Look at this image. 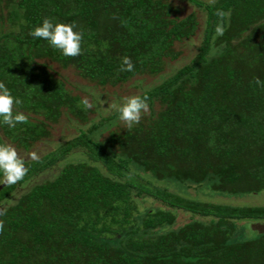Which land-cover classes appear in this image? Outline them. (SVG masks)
Here are the masks:
<instances>
[{
  "label": "trees",
  "instance_id": "obj_1",
  "mask_svg": "<svg viewBox=\"0 0 264 264\" xmlns=\"http://www.w3.org/2000/svg\"><path fill=\"white\" fill-rule=\"evenodd\" d=\"M181 1L0 0V264H264V0Z\"/></svg>",
  "mask_w": 264,
  "mask_h": 264
},
{
  "label": "rangeland",
  "instance_id": "obj_2",
  "mask_svg": "<svg viewBox=\"0 0 264 264\" xmlns=\"http://www.w3.org/2000/svg\"><path fill=\"white\" fill-rule=\"evenodd\" d=\"M175 4L178 5L179 8H181V13L180 16L186 15L188 12L191 11V8L188 7L184 1L181 0H174ZM205 3H212L213 0H202ZM193 44V42H191ZM188 44V43H187ZM185 46H180L177 50L182 52V58L179 60L180 62L177 64H170L169 68H167L168 72H173L176 69L180 68L181 65H184L185 63H188V60L190 59L188 56L189 54L191 55V50L190 46L188 45ZM54 69L56 71H59L57 66H54ZM60 74L64 75V77L67 78L68 82L70 83H75V84H80L82 85L81 81L71 74L70 72H64V71H59ZM168 76V75H167ZM165 76V78L167 77ZM164 77L162 79H165ZM162 79L158 80L157 78L155 79H150L146 78L145 80H142L141 78H136L133 81H129L128 83H125L122 86L113 88V89H108L105 91V93L96 94L95 92H88V94L91 98L88 100L89 103L91 104L92 108L97 110L98 114L100 117H107L112 115L116 110H118L121 106L122 103H127L131 100H133L137 95L141 94L144 90H147L157 84H159ZM98 116L96 117V122L98 120ZM73 128L71 127L70 123L69 125L66 124L65 122L61 121L58 125L54 126V129L52 131V138L50 141L37 144L33 149H32V154L33 155H39L43 154L45 152H48L52 149H54L56 146L63 144L70 136L69 134L73 133ZM31 154V153H30ZM30 154H26L30 155ZM28 157V156H27ZM209 186L207 187L212 191L210 188V183H207ZM202 190V189H201ZM199 189V191H201ZM210 191V192H211ZM213 192V193H212ZM211 193L214 196H217L215 203H220L232 207H238V208H244V207H264V193L256 194V195H243V196H228L225 194H218L215 191H212ZM193 193V192H192ZM215 193V194H214ZM200 200H213L204 196H200ZM158 205L152 203L151 201H138L135 203V208L138 213H143L146 210L149 209H155L157 208ZM187 217L182 218V222L186 221ZM246 223V222H245ZM247 224H251L248 223ZM248 232V231H247ZM254 231L252 229H249V233L246 234L247 237L250 236V238L246 239H253L254 237L251 235L253 234ZM252 236V237H251Z\"/></svg>",
  "mask_w": 264,
  "mask_h": 264
}]
</instances>
